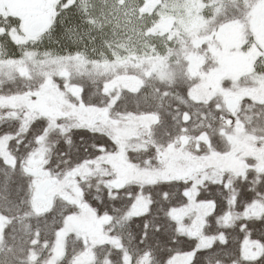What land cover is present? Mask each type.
<instances>
[{"label": "snow or ice", "instance_id": "1", "mask_svg": "<svg viewBox=\"0 0 264 264\" xmlns=\"http://www.w3.org/2000/svg\"><path fill=\"white\" fill-rule=\"evenodd\" d=\"M0 264H264V0H0Z\"/></svg>", "mask_w": 264, "mask_h": 264}]
</instances>
